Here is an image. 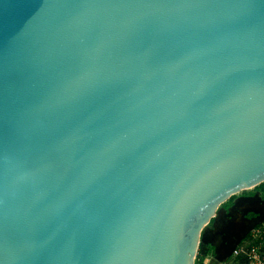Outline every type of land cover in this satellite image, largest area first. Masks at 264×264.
I'll return each instance as SVG.
<instances>
[{"label":"water","instance_id":"1","mask_svg":"<svg viewBox=\"0 0 264 264\" xmlns=\"http://www.w3.org/2000/svg\"><path fill=\"white\" fill-rule=\"evenodd\" d=\"M264 182V0H0V264H194Z\"/></svg>","mask_w":264,"mask_h":264},{"label":"rangeland","instance_id":"2","mask_svg":"<svg viewBox=\"0 0 264 264\" xmlns=\"http://www.w3.org/2000/svg\"><path fill=\"white\" fill-rule=\"evenodd\" d=\"M226 202L227 206L221 204L201 232L197 254L209 251L212 257L207 264L230 259L231 250L242 236L264 223V184L258 189L240 191Z\"/></svg>","mask_w":264,"mask_h":264},{"label":"built area","instance_id":"3","mask_svg":"<svg viewBox=\"0 0 264 264\" xmlns=\"http://www.w3.org/2000/svg\"><path fill=\"white\" fill-rule=\"evenodd\" d=\"M207 257L202 260V264ZM196 258L194 264H196ZM264 264V223L247 231L231 250L230 260L221 264ZM198 264V263H197Z\"/></svg>","mask_w":264,"mask_h":264},{"label":"trees","instance_id":"4","mask_svg":"<svg viewBox=\"0 0 264 264\" xmlns=\"http://www.w3.org/2000/svg\"><path fill=\"white\" fill-rule=\"evenodd\" d=\"M263 184H264V182H262V183H260V184H258L257 186H255L254 188L255 189H258V188H261V186H263ZM234 196V195H233ZM233 196H231L228 200H230ZM227 202H224V203H222L223 205H225V206H227V204H226ZM199 249H200V247H198V251H199ZM206 257H211V254L209 253V251H205L204 253H200V252H198V254H197V256H196V261H198V262H196V264L198 263V264H201L202 263V260L204 259V258H206ZM230 259H226V261H229ZM234 264V263H233Z\"/></svg>","mask_w":264,"mask_h":264},{"label":"crops","instance_id":"5","mask_svg":"<svg viewBox=\"0 0 264 264\" xmlns=\"http://www.w3.org/2000/svg\"><path fill=\"white\" fill-rule=\"evenodd\" d=\"M256 191V190H255ZM212 257V256H211ZM211 257H207V260L204 262V264H207V261H209V258ZM202 264V263H201Z\"/></svg>","mask_w":264,"mask_h":264}]
</instances>
